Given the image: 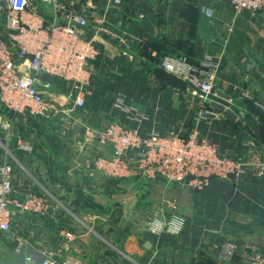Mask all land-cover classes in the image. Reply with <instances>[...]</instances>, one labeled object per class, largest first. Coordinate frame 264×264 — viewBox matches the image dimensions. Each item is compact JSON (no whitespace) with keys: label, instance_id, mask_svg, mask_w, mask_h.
Masks as SVG:
<instances>
[{"label":"crops","instance_id":"crops-1","mask_svg":"<svg viewBox=\"0 0 264 264\" xmlns=\"http://www.w3.org/2000/svg\"><path fill=\"white\" fill-rule=\"evenodd\" d=\"M197 1L124 0L115 5L110 0H63L66 11L58 21L66 24L67 14L73 11L85 15L88 27H76V31L83 40H92L100 51L84 67L85 106L74 108L71 80L45 76V81L52 84L49 91L45 90L46 97L71 110L69 121L73 119L72 133L63 137L66 147L52 149L50 143L55 136L46 134L44 128L60 118H37L28 112L13 116L0 102V166L12 163L7 148L32 172L48 169L47 184L64 190L57 193L59 197L66 199L72 195L67 189L85 190L91 183L93 189L97 188L105 177L103 173L69 167L64 157L68 155L67 160L72 161L71 150L85 158L77 142L83 141L86 128L100 129L118 122L142 132L156 129L164 136L196 131L200 139L215 144L223 155L244 163L241 176L215 178L203 191L163 178H145L175 186L180 204L187 210L186 226L178 236L153 234L148 229L149 221L136 215L105 214L93 218V228L81 229L67 209L55 205L44 216H17L10 231L0 232V264H42L49 257L74 264H251L248 252L264 254V178L257 174V164L264 155V13L237 17L227 2L211 1L207 4L215 5L216 16L211 22L199 10ZM47 7L44 0H30L24 20L37 22L41 18L48 29L52 11ZM7 23V16L0 15V38L12 46ZM186 23L189 30L183 29ZM101 27L109 33H103ZM124 51L129 56H124ZM50 53L48 61L56 63V49L51 48ZM177 56L194 67H200L207 58L219 63L216 96L206 98L162 68L165 58ZM120 98L147 119L140 123L129 120L117 105ZM8 123L11 127L6 129ZM19 142L31 149L21 148ZM100 154L111 155L112 147ZM12 165L18 196L41 193L23 179L19 189L14 180L18 170ZM60 172L74 176L69 186L64 182L70 179L56 175ZM139 178L144 179H125ZM135 217L139 221L142 218V228H136ZM108 220L110 223L103 227V221ZM67 233L72 234L71 240ZM224 244L238 249L231 261L219 258Z\"/></svg>","mask_w":264,"mask_h":264},{"label":"built area","instance_id":"built-area-1","mask_svg":"<svg viewBox=\"0 0 264 264\" xmlns=\"http://www.w3.org/2000/svg\"><path fill=\"white\" fill-rule=\"evenodd\" d=\"M51 9L52 19L48 29L44 20L37 22L24 20L30 0H0V15L5 14L8 29L12 34L11 46L0 38V102H3L13 116L30 113L37 118H70L71 110L63 109L56 101L46 97L45 90L52 84L45 81V76H55L60 80L72 81L71 98L74 108L85 106L83 77L84 67L89 59L100 54L92 40H83L76 27H88L85 15L76 11L67 14V23L61 24L59 16L66 11L63 0H44ZM121 5L124 0H110ZM202 3L227 2L237 17L247 13L252 17L264 13V0H200ZM103 33L109 31L101 27ZM121 44L125 45L123 40ZM51 48L56 49V63H50L48 56ZM124 56H129L127 51ZM162 68L185 80L206 98L216 96L215 80L219 63L207 58L200 67L190 65L183 57L165 58ZM248 70L251 66H247ZM43 87L44 89H41ZM118 107L128 114L129 120L142 122L146 116L137 109L119 99ZM11 123L6 124V129ZM25 150L31 147L19 142ZM108 146L111 155L100 154ZM79 148L85 154L82 165L92 174L99 171L105 176L122 179L141 176L147 179L163 178L169 183L186 184L197 191L208 188L215 178L240 177L244 163L223 155L218 147L200 139L196 131L184 135L164 136L158 130L142 132L140 128L126 127L112 122L100 129L86 128V133ZM89 150H96L89 153ZM258 177L264 178V155L257 164ZM14 168L5 162L0 166V232L11 229L13 218L32 214L47 215L52 209V202L45 194L28 192L24 197L17 195L13 183ZM174 219L182 221L177 230ZM186 226V218L174 215L169 218L155 217L148 223V229L156 235L178 236ZM68 239L72 234L67 233ZM238 249L233 244L221 247L219 258L233 260ZM251 264H264V254L260 251L248 252ZM42 264H74L69 260L46 258Z\"/></svg>","mask_w":264,"mask_h":264},{"label":"rangeland","instance_id":"rangeland-1","mask_svg":"<svg viewBox=\"0 0 264 264\" xmlns=\"http://www.w3.org/2000/svg\"><path fill=\"white\" fill-rule=\"evenodd\" d=\"M199 10L203 12L208 20L211 22L216 21L215 19V5H208L202 3L200 0L197 1ZM209 12L211 14H209ZM4 22V18L2 17ZM183 29L189 30L190 27L186 23ZM229 29H232L230 26ZM185 30V31H186ZM194 36L195 34L192 33ZM214 44L216 42H213ZM224 47V46H221ZM223 52V51H222ZM220 54H224V53ZM183 57V56H177ZM248 72V68L246 69ZM71 119L63 120L62 118L54 120L51 124H47V128H44L46 134H52L54 139L52 140L51 148H65L63 147V137L67 138L68 134L72 133V121ZM69 136V135H68ZM81 140L77 142V148H79ZM46 146L48 143L44 142ZM52 148V149H53ZM3 149V148H2ZM73 150V149H72ZM5 150L3 149V152ZM73 153V155H72ZM70 160H67L68 155L64 157V163L67 166L79 167L82 165V162L85 158L81 157L78 154H74L70 150ZM7 158L15 165V168L18 170V175L15 173V184L18 188H22V179L28 180L32 186L37 188L42 194H45L47 198L50 199L53 205L59 207L60 209H67L73 221L78 226L79 229L89 227H94L93 218L104 216L105 214H119L122 216L125 215H136L143 216L146 221H150L155 217H164L169 218L176 214L184 216V206H181L179 201V196L177 190L172 184L168 183H155L152 180L147 179H131V180H119L109 177H103V180L98 183L97 188L93 189L94 185L91 183L85 188V190H74L67 189L66 192H71L72 195L69 197L62 198L57 195V193H63L64 190H55L52 189L49 184H47V178L49 177V171L45 167H41L37 173L32 172L27 168V166H22L21 162H17L15 156H12V152L6 148ZM90 172V171H89ZM57 176H65L66 179L64 184L69 186V181L72 182L73 175L69 173L56 174ZM92 175V174H91ZM91 177V176H89ZM93 178V177H92ZM46 179V180H45ZM77 180V179H76ZM79 180V184H80ZM85 184L87 183L83 180ZM84 184V185H85ZM72 185V184H71ZM79 192V195L76 193ZM74 195L78 196L77 199H73ZM66 196V194H65ZM76 198V197H75ZM66 201H69L68 203ZM183 205H186L185 203ZM189 212V210H188ZM125 218V217H120ZM130 218V217H129ZM105 218L103 217V220ZM138 219V220H137ZM139 217H135L136 228H142L143 220L139 221ZM110 221H103V227H107Z\"/></svg>","mask_w":264,"mask_h":264},{"label":"clouds","instance_id":"clouds-1","mask_svg":"<svg viewBox=\"0 0 264 264\" xmlns=\"http://www.w3.org/2000/svg\"><path fill=\"white\" fill-rule=\"evenodd\" d=\"M209 14H211V13L209 12ZM173 223L176 225L177 230H179V227L182 226V223H183V222L180 221V220H176V219H174Z\"/></svg>","mask_w":264,"mask_h":264}]
</instances>
